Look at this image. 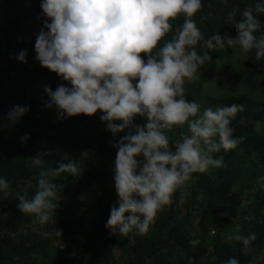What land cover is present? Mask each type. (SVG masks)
I'll use <instances>...</instances> for the list:
<instances>
[{
	"label": "trees",
	"instance_id": "1",
	"mask_svg": "<svg viewBox=\"0 0 264 264\" xmlns=\"http://www.w3.org/2000/svg\"><path fill=\"white\" fill-rule=\"evenodd\" d=\"M254 2L202 0L194 19L205 38L216 32L235 38V27L224 23L226 13ZM41 3L0 0V177L11 186L7 196L0 194V264H227L232 257L240 264H264V190L257 185L264 174V60L257 61L254 52L226 47L222 51L231 63L220 64L209 51L211 62L185 84L186 98L202 109L243 105L233 127L234 135L245 139L236 149L214 154L223 158L222 167L193 174L147 234L116 237L105 225L118 199L113 171L117 149L112 143L117 137L101 121L102 113L61 119L56 109L46 107V86L55 91L70 85L36 59V38L46 19ZM258 18L264 23V15ZM172 24L165 39H171L183 18ZM24 50L27 63L17 59ZM212 83L218 93L207 90ZM15 105L30 111L10 124L7 114ZM134 123L143 125L144 120L137 117ZM182 132L186 126L166 132L172 151ZM26 135L29 139L22 143ZM125 135L127 130L119 134ZM36 157L41 165L33 164ZM69 160L82 162V174L55 178L61 199L54 219L33 230V218L18 210L17 194L31 198L40 171ZM236 232L256 234L247 254L240 243L225 240L226 233Z\"/></svg>",
	"mask_w": 264,
	"mask_h": 264
},
{
	"label": "clouds",
	"instance_id": "2",
	"mask_svg": "<svg viewBox=\"0 0 264 264\" xmlns=\"http://www.w3.org/2000/svg\"><path fill=\"white\" fill-rule=\"evenodd\" d=\"M221 2L228 5L229 0ZM202 7V0H42L45 30L36 38V59L70 85L55 91L46 86V107L56 109L61 119L102 113L101 121L117 137L112 143L117 149L113 171L118 199L105 225L113 236L147 234L193 174L222 167L223 158L214 154L236 149L245 139L235 136L233 127L243 105L202 109L186 98L185 84L211 62L209 51L239 48L264 60V23L258 18L264 15V0L226 13L224 23L235 27V38L220 32L205 38L194 19ZM181 17L183 25L165 39L173 32L172 21ZM26 57L24 50L17 59L27 63ZM29 111L15 105L7 121L16 124ZM137 117L143 125L134 123ZM239 122L246 123L243 118ZM185 126L187 132L172 151L166 132ZM261 127L257 122L256 132ZM28 139L26 135L22 143ZM32 160L42 164L39 157ZM82 172V162L71 160L57 169H42L31 198L17 194L18 210L33 218V230L54 219L61 199L55 178ZM257 185L264 190V174ZM10 191L9 182L0 177V194ZM224 238L240 243L245 254L257 239L255 233L239 232ZM227 264L240 261L232 257Z\"/></svg>",
	"mask_w": 264,
	"mask_h": 264
},
{
	"label": "rangeland",
	"instance_id": "3",
	"mask_svg": "<svg viewBox=\"0 0 264 264\" xmlns=\"http://www.w3.org/2000/svg\"><path fill=\"white\" fill-rule=\"evenodd\" d=\"M213 53H214L213 55L214 59H216L220 64H225V63L228 64L229 62L231 63V60L228 59L224 51L221 50L219 52H213ZM206 88L209 92H214V93L219 92L218 87L214 83H212V85L210 86L207 85Z\"/></svg>",
	"mask_w": 264,
	"mask_h": 264
}]
</instances>
